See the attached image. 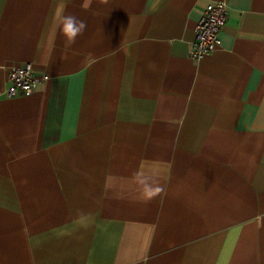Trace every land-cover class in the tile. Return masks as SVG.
Segmentation results:
<instances>
[{
    "label": "crops",
    "instance_id": "0c3cea01",
    "mask_svg": "<svg viewBox=\"0 0 264 264\" xmlns=\"http://www.w3.org/2000/svg\"><path fill=\"white\" fill-rule=\"evenodd\" d=\"M216 1L0 0V264H264V0L194 59ZM25 62L49 78L8 96Z\"/></svg>",
    "mask_w": 264,
    "mask_h": 264
},
{
    "label": "built area",
    "instance_id": "2783aa9c",
    "mask_svg": "<svg viewBox=\"0 0 264 264\" xmlns=\"http://www.w3.org/2000/svg\"><path fill=\"white\" fill-rule=\"evenodd\" d=\"M227 8L225 0L210 3L204 8L196 23L195 37L188 50L192 58L200 59L220 46V32L228 17ZM48 78L46 72L38 73L32 62H25L9 70L6 93L8 96L29 95Z\"/></svg>",
    "mask_w": 264,
    "mask_h": 264
},
{
    "label": "clouds",
    "instance_id": "9594fccd",
    "mask_svg": "<svg viewBox=\"0 0 264 264\" xmlns=\"http://www.w3.org/2000/svg\"><path fill=\"white\" fill-rule=\"evenodd\" d=\"M86 28V22L77 16L73 14H61L59 30L65 38L66 45L70 46L74 44L77 37L81 36ZM136 183L144 201L154 199L163 191V187L160 185L158 179L152 176H146L143 173L137 174Z\"/></svg>",
    "mask_w": 264,
    "mask_h": 264
}]
</instances>
